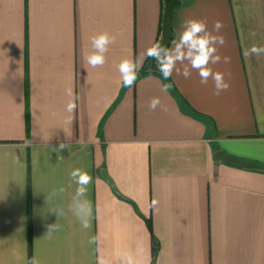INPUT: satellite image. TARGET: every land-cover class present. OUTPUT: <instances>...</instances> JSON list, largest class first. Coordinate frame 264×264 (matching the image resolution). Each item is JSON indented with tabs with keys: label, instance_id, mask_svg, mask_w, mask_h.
<instances>
[{
	"label": "crops",
	"instance_id": "1",
	"mask_svg": "<svg viewBox=\"0 0 264 264\" xmlns=\"http://www.w3.org/2000/svg\"><path fill=\"white\" fill-rule=\"evenodd\" d=\"M178 1L168 47L187 19L223 23L219 95L195 70L164 80L151 58L121 86V59L160 43L164 0H0V264H264V171L214 157L264 167V55H243L264 45V0ZM103 31L116 40L91 68ZM75 168L93 178L86 229Z\"/></svg>",
	"mask_w": 264,
	"mask_h": 264
},
{
	"label": "clouds",
	"instance_id": "2",
	"mask_svg": "<svg viewBox=\"0 0 264 264\" xmlns=\"http://www.w3.org/2000/svg\"><path fill=\"white\" fill-rule=\"evenodd\" d=\"M181 28L179 38L172 41L171 47L155 42L139 56L122 58L117 66L121 86L131 88L138 79L139 70L142 68L144 60L151 58L155 60L159 73L166 81L173 76V73L188 79L192 70H195L200 77L201 84L206 85L209 79L213 81L214 94L219 95L220 92L226 91L229 84L225 81L224 74L214 71L211 67V65L220 63L222 59L224 63L230 62L229 57L224 56L222 58L218 54V47L225 45V38L222 35L214 34L220 32L223 23L219 20L215 21L210 31L206 20L191 18L183 21ZM250 35L255 37L256 33L253 31ZM90 39L92 51L85 53L83 59L86 65L91 68L103 67L107 62L109 47L115 43L116 37L107 31H103L93 35ZM243 55L246 59L252 56L264 55V45L253 44L251 47L244 49ZM170 87V84H164L163 90L167 91ZM66 94L70 97L66 105V111L73 113L77 107L73 89L68 88ZM159 105V97H154L149 102V109L154 111ZM65 147L67 145L61 143L57 151ZM70 178L77 186L71 209L81 219L82 227L86 229L90 226L88 217L91 214V206L85 197L93 178L81 168L73 169L70 172ZM60 191H63V189H60ZM53 211H56L58 215H62L64 210L53 209ZM58 227L57 223L49 225L47 234L57 230ZM120 264H135V261L131 255L125 254L121 258Z\"/></svg>",
	"mask_w": 264,
	"mask_h": 264
},
{
	"label": "water",
	"instance_id": "3",
	"mask_svg": "<svg viewBox=\"0 0 264 264\" xmlns=\"http://www.w3.org/2000/svg\"><path fill=\"white\" fill-rule=\"evenodd\" d=\"M179 4L180 2L178 0H164V10H163V16H162L160 43L165 46L170 45V42L172 39L171 27H172V22H173V17H174V9ZM150 70L159 73L155 60H151ZM214 157L216 160L222 163L228 164V165H233V166H237V167L245 168V169H257V170L264 171V167L259 164L244 161L239 158L226 155L223 151L215 152Z\"/></svg>",
	"mask_w": 264,
	"mask_h": 264
},
{
	"label": "trees",
	"instance_id": "4",
	"mask_svg": "<svg viewBox=\"0 0 264 264\" xmlns=\"http://www.w3.org/2000/svg\"><path fill=\"white\" fill-rule=\"evenodd\" d=\"M161 28H162V24L160 25V29H159V33L161 34ZM146 223H147V226H148V229L150 230V232L152 231V227H151V223H150V220H146ZM152 251H153V257L156 255V251H157V241L155 239V237L152 235Z\"/></svg>",
	"mask_w": 264,
	"mask_h": 264
}]
</instances>
